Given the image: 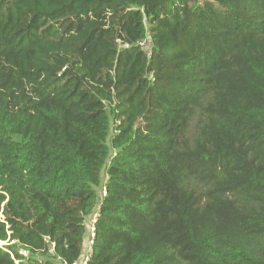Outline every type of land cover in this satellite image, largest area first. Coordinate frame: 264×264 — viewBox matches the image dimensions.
<instances>
[{
    "label": "trees",
    "instance_id": "obj_1",
    "mask_svg": "<svg viewBox=\"0 0 264 264\" xmlns=\"http://www.w3.org/2000/svg\"><path fill=\"white\" fill-rule=\"evenodd\" d=\"M88 255L264 264V0H0V264Z\"/></svg>",
    "mask_w": 264,
    "mask_h": 264
},
{
    "label": "rangeland",
    "instance_id": "obj_2",
    "mask_svg": "<svg viewBox=\"0 0 264 264\" xmlns=\"http://www.w3.org/2000/svg\"><path fill=\"white\" fill-rule=\"evenodd\" d=\"M150 41H145L143 43V47L145 48L146 51H150ZM105 179V177H104ZM98 194H100V189L98 191ZM94 216H95V213L92 214V217L91 218H88L86 223H87V226H88V234H87V237H86V242L87 240L90 238L91 239V236H92V225H93V219H94Z\"/></svg>",
    "mask_w": 264,
    "mask_h": 264
},
{
    "label": "built area",
    "instance_id": "obj_3",
    "mask_svg": "<svg viewBox=\"0 0 264 264\" xmlns=\"http://www.w3.org/2000/svg\"><path fill=\"white\" fill-rule=\"evenodd\" d=\"M104 192V194L106 193V191L104 190L103 191ZM97 215L95 214V216H94V219H93V225H92V236H94V233H93V231H94V229H95V227H94V221H95V217H96ZM93 241L91 240V243H92ZM21 253H25V254H27V252H24V251H20ZM89 259V255L88 256H86L85 257V259L83 260V261H81V262H75V263H73V264H86V261Z\"/></svg>",
    "mask_w": 264,
    "mask_h": 264
}]
</instances>
